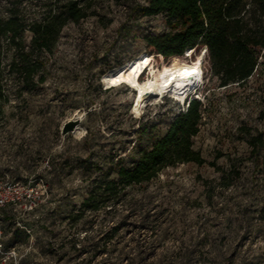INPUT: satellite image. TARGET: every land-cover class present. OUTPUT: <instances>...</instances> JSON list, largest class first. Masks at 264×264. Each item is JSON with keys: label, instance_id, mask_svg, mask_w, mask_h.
Segmentation results:
<instances>
[{"label": "rangeland", "instance_id": "obj_1", "mask_svg": "<svg viewBox=\"0 0 264 264\" xmlns=\"http://www.w3.org/2000/svg\"><path fill=\"white\" fill-rule=\"evenodd\" d=\"M64 1L0 0V17L30 25ZM146 1L95 0V15L62 28L37 75L45 81L3 106L0 191L15 185L18 193L0 209V264H264V151L251 154L246 143L247 130L264 138V57L245 83L221 87L201 48L187 59L152 56L156 68L202 56L206 110L193 143L207 163L166 168L97 211L82 210L102 179L116 178L115 164L130 166L183 107L163 96L135 113L129 86L102 83L148 54L146 35L168 31L161 15H135ZM210 163L233 170L230 186L219 184L222 172Z\"/></svg>", "mask_w": 264, "mask_h": 264}, {"label": "trees", "instance_id": "obj_2", "mask_svg": "<svg viewBox=\"0 0 264 264\" xmlns=\"http://www.w3.org/2000/svg\"><path fill=\"white\" fill-rule=\"evenodd\" d=\"M118 4L121 0H114ZM137 17L161 15L168 31L145 36L149 55L162 62L183 57L187 51L201 48L210 74L221 87L242 85L254 76L264 57V0H147L133 7ZM96 14L95 0H65L49 10L40 22L25 25L15 15L0 17V114L11 94L33 92L45 81L41 73L47 56L52 54L62 28ZM25 31L31 33L26 43ZM162 69L161 67H158ZM13 92V93H12ZM186 107V108H185ZM206 107L191 98L174 116L165 132L140 149L128 167L117 162L116 178L102 179L82 203V210L97 211L110 196L129 186H141L163 170L181 164L202 166L206 160L194 149L193 138L202 126ZM251 154L264 151L261 133L246 131ZM219 184H232L233 170L222 171ZM259 172L264 175V156Z\"/></svg>", "mask_w": 264, "mask_h": 264}, {"label": "bare ground", "instance_id": "obj_3", "mask_svg": "<svg viewBox=\"0 0 264 264\" xmlns=\"http://www.w3.org/2000/svg\"><path fill=\"white\" fill-rule=\"evenodd\" d=\"M193 51H187L183 58H190ZM152 60L151 55L143 54L106 73L102 77L105 89L129 86L134 92L132 110L135 113H140L146 105L157 104L163 96L184 101L190 92L200 97L198 91L203 82L202 56L191 63L174 60L162 69L156 68ZM146 72L147 77L140 81Z\"/></svg>", "mask_w": 264, "mask_h": 264}, {"label": "built area", "instance_id": "obj_4", "mask_svg": "<svg viewBox=\"0 0 264 264\" xmlns=\"http://www.w3.org/2000/svg\"><path fill=\"white\" fill-rule=\"evenodd\" d=\"M197 98L199 100L202 101V99L200 97H198L197 95ZM17 186L15 185H11L7 188V191L6 193L0 191V209L6 205L7 203H9L10 201H13L14 200V194L13 193H18L17 192Z\"/></svg>", "mask_w": 264, "mask_h": 264}, {"label": "water", "instance_id": "obj_5", "mask_svg": "<svg viewBox=\"0 0 264 264\" xmlns=\"http://www.w3.org/2000/svg\"><path fill=\"white\" fill-rule=\"evenodd\" d=\"M75 123L74 122H69L67 124V128L64 130V133L67 132L68 130H71L74 127Z\"/></svg>", "mask_w": 264, "mask_h": 264}]
</instances>
